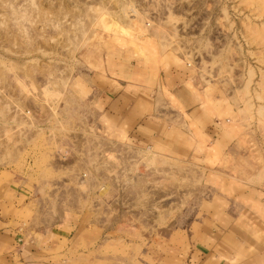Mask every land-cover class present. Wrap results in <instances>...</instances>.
<instances>
[{
    "label": "rangeland",
    "instance_id": "rangeland-1",
    "mask_svg": "<svg viewBox=\"0 0 264 264\" xmlns=\"http://www.w3.org/2000/svg\"><path fill=\"white\" fill-rule=\"evenodd\" d=\"M133 39L179 52L201 93L235 127L253 123L264 146V0H0V169L32 176L26 224L84 212L140 264L141 243L160 255L200 230L213 183L204 166L133 147L78 112L84 74L105 52L130 55Z\"/></svg>",
    "mask_w": 264,
    "mask_h": 264
},
{
    "label": "crops",
    "instance_id": "crops-1",
    "mask_svg": "<svg viewBox=\"0 0 264 264\" xmlns=\"http://www.w3.org/2000/svg\"><path fill=\"white\" fill-rule=\"evenodd\" d=\"M131 46L128 56L103 53L84 74L88 93L80 99L78 112L91 115L100 129L124 134L133 147L204 166L205 180L213 183L200 230L190 231L180 243L166 239L160 255H152L141 243L140 264H264L260 132L253 123L235 127L230 112H223L227 108L198 89L194 66L179 52L144 42ZM30 177L28 172L0 169V264L135 261L128 242L89 229L84 212L51 227L26 224L36 192Z\"/></svg>",
    "mask_w": 264,
    "mask_h": 264
},
{
    "label": "bare ground",
    "instance_id": "bare-ground-1",
    "mask_svg": "<svg viewBox=\"0 0 264 264\" xmlns=\"http://www.w3.org/2000/svg\"><path fill=\"white\" fill-rule=\"evenodd\" d=\"M148 25H150V24L148 23Z\"/></svg>",
    "mask_w": 264,
    "mask_h": 264
}]
</instances>
